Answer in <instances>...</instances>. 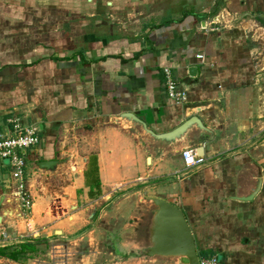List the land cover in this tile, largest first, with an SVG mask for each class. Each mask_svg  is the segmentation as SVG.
Returning <instances> with one entry per match:
<instances>
[{
  "label": "crops",
  "instance_id": "1",
  "mask_svg": "<svg viewBox=\"0 0 264 264\" xmlns=\"http://www.w3.org/2000/svg\"><path fill=\"white\" fill-rule=\"evenodd\" d=\"M261 13L264 0H0V129L19 116L41 136L31 213L0 158V247L68 239L133 187L183 210L201 257L264 264V161L248 145L264 132ZM166 67L187 103L168 97ZM125 113L156 133L195 115L208 130L161 141ZM185 148L205 163L186 168Z\"/></svg>",
  "mask_w": 264,
  "mask_h": 264
},
{
  "label": "rangeland",
  "instance_id": "2",
  "mask_svg": "<svg viewBox=\"0 0 264 264\" xmlns=\"http://www.w3.org/2000/svg\"><path fill=\"white\" fill-rule=\"evenodd\" d=\"M248 145L254 161L260 165L259 161H264V132ZM261 166L264 167V162ZM137 190L133 187L127 188L120 195L123 202L114 205L111 200L104 207V210L110 211L109 215L102 217L101 211H95L93 222L69 236L70 238L56 244L48 243L43 249L21 256L18 261L0 257V264H183L177 258L141 257L139 251L143 246L142 238L146 235V225L150 217L149 208L146 206L154 207V204L141 194H135ZM96 207L101 210L103 206L98 203ZM117 211H122L124 216L117 218ZM141 218L143 222H140ZM122 239L125 246H119ZM55 250L58 256H54Z\"/></svg>",
  "mask_w": 264,
  "mask_h": 264
},
{
  "label": "water",
  "instance_id": "3",
  "mask_svg": "<svg viewBox=\"0 0 264 264\" xmlns=\"http://www.w3.org/2000/svg\"><path fill=\"white\" fill-rule=\"evenodd\" d=\"M257 18L264 21V13L257 15ZM197 71L198 68L196 66L190 67V76L195 77ZM122 117L141 124L145 133L152 138L167 142L182 138L193 126L208 130L197 115L190 117L174 130L165 133H156L149 129L145 122L132 113H125ZM197 153L202 155L199 151ZM45 163L48 162L46 161ZM261 186L262 179L260 178L255 192L245 199L251 200L259 192ZM147 200L152 202L154 207L150 210V217L146 225V235L142 238L143 246L139 251L141 257L146 259L177 258L183 264H199L200 256L195 237L183 210L163 198L149 197Z\"/></svg>",
  "mask_w": 264,
  "mask_h": 264
},
{
  "label": "built area",
  "instance_id": "4",
  "mask_svg": "<svg viewBox=\"0 0 264 264\" xmlns=\"http://www.w3.org/2000/svg\"><path fill=\"white\" fill-rule=\"evenodd\" d=\"M202 58V55H198ZM165 87L168 97L175 103H187L188 93L184 89L173 70L170 67L164 69ZM8 132L0 129V158L7 160L11 166L12 177L15 181V194L26 213H31L34 200L30 190L27 173L26 151L37 147L41 142L37 127L25 126L19 116H13L9 120ZM182 157L186 168H194L205 163L204 156L199 155L195 149L188 148L182 151ZM199 264H221L217 255L200 256Z\"/></svg>",
  "mask_w": 264,
  "mask_h": 264
},
{
  "label": "trees",
  "instance_id": "5",
  "mask_svg": "<svg viewBox=\"0 0 264 264\" xmlns=\"http://www.w3.org/2000/svg\"><path fill=\"white\" fill-rule=\"evenodd\" d=\"M24 241L14 246H3L0 247V257L9 258L13 261H18L21 256L28 253H34L38 250V243L34 239L24 238ZM200 256V254H199Z\"/></svg>",
  "mask_w": 264,
  "mask_h": 264
}]
</instances>
